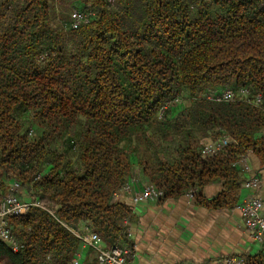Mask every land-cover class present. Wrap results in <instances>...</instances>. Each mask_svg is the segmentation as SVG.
Wrapping results in <instances>:
<instances>
[{
    "label": "trees",
    "instance_id": "1",
    "mask_svg": "<svg viewBox=\"0 0 264 264\" xmlns=\"http://www.w3.org/2000/svg\"><path fill=\"white\" fill-rule=\"evenodd\" d=\"M75 10L93 15L75 27ZM250 151L264 157V0H0V191L18 180L40 202L9 217L19 250L0 241V264H74L85 231L132 251L126 182L199 199L238 187Z\"/></svg>",
    "mask_w": 264,
    "mask_h": 264
},
{
    "label": "crops",
    "instance_id": "2",
    "mask_svg": "<svg viewBox=\"0 0 264 264\" xmlns=\"http://www.w3.org/2000/svg\"><path fill=\"white\" fill-rule=\"evenodd\" d=\"M249 163L250 172L240 167L242 183L238 187L228 189L223 181L209 183L201 189L199 199L187 194L134 204L130 194L118 193L119 198L133 208L135 216L128 224L133 244L129 259L134 264H211L231 255L257 254L261 246L245 226L239 205L254 193L244 186L245 181L258 175L264 216V157L250 151ZM136 182L138 190L146 185ZM12 183L8 182L6 190L0 191L2 197L9 192ZM20 198L31 197L22 188Z\"/></svg>",
    "mask_w": 264,
    "mask_h": 264
},
{
    "label": "built area",
    "instance_id": "3",
    "mask_svg": "<svg viewBox=\"0 0 264 264\" xmlns=\"http://www.w3.org/2000/svg\"><path fill=\"white\" fill-rule=\"evenodd\" d=\"M109 1L112 3L114 2V0ZM92 15V12L87 13L75 10L72 13L73 25L76 27L82 23L88 22ZM248 94V90H241L242 96H247ZM237 96L238 93L236 91L227 88L220 94L210 95L208 98L217 101H230ZM175 102H180V99L176 98ZM255 102H261V95H257ZM168 104H166L164 108H166ZM231 143L232 139L229 137L205 142L201 150L202 156L207 158L224 152ZM234 165L241 167V170L244 172H250L251 166L249 163V152L240 155ZM244 186L248 189L254 190V193L249 195L239 205V209L242 213L244 224L247 229L250 230L252 238L259 243L264 250V216L262 215L263 200L258 193V190L261 187V178L258 175H254L245 181ZM22 188V184L18 180H14L9 192L4 195L0 201V241L8 243L15 252L19 250V243L9 226V217L19 215L31 207L40 206V202L33 197L28 200L21 199L20 193ZM119 193L130 194L134 204L161 201L164 197L163 189L153 183H148L138 190L137 182L134 179L126 182L120 189ZM188 195L193 197L195 196V193H189ZM75 234L81 240L82 246L81 252L78 253L74 259V264H79L83 254L89 250H92L95 253L98 264H134L129 259L130 250L127 247L120 244L108 246L105 243L104 238L98 232L85 231L83 233L75 232ZM211 264H247V260L244 256L231 255L216 260Z\"/></svg>",
    "mask_w": 264,
    "mask_h": 264
},
{
    "label": "rangeland",
    "instance_id": "4",
    "mask_svg": "<svg viewBox=\"0 0 264 264\" xmlns=\"http://www.w3.org/2000/svg\"><path fill=\"white\" fill-rule=\"evenodd\" d=\"M27 194H28V192H27ZM94 257H95V255H94Z\"/></svg>",
    "mask_w": 264,
    "mask_h": 264
}]
</instances>
